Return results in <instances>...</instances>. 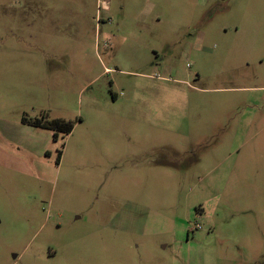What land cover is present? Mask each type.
<instances>
[{"label": "rangeland", "instance_id": "1", "mask_svg": "<svg viewBox=\"0 0 264 264\" xmlns=\"http://www.w3.org/2000/svg\"><path fill=\"white\" fill-rule=\"evenodd\" d=\"M0 264H264V0H0Z\"/></svg>", "mask_w": 264, "mask_h": 264}, {"label": "trees", "instance_id": "2", "mask_svg": "<svg viewBox=\"0 0 264 264\" xmlns=\"http://www.w3.org/2000/svg\"><path fill=\"white\" fill-rule=\"evenodd\" d=\"M21 122L36 128L48 130L52 133L53 141H57L59 137H63L71 132L74 123L61 117L50 118L48 113H42L40 116L30 117L23 115ZM61 156V150L58 151V159Z\"/></svg>", "mask_w": 264, "mask_h": 264}, {"label": "crops", "instance_id": "3", "mask_svg": "<svg viewBox=\"0 0 264 264\" xmlns=\"http://www.w3.org/2000/svg\"><path fill=\"white\" fill-rule=\"evenodd\" d=\"M30 126V125H29ZM31 127H33V126H31Z\"/></svg>", "mask_w": 264, "mask_h": 264}]
</instances>
